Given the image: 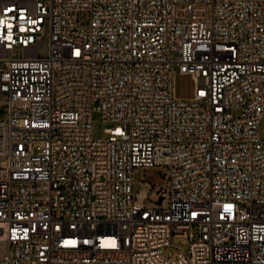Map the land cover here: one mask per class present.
Masks as SVG:
<instances>
[{
    "label": "built area",
    "instance_id": "obj_1",
    "mask_svg": "<svg viewBox=\"0 0 264 264\" xmlns=\"http://www.w3.org/2000/svg\"><path fill=\"white\" fill-rule=\"evenodd\" d=\"M0 106V264H264V0L0 2Z\"/></svg>",
    "mask_w": 264,
    "mask_h": 264
},
{
    "label": "rangeland",
    "instance_id": "obj_2",
    "mask_svg": "<svg viewBox=\"0 0 264 264\" xmlns=\"http://www.w3.org/2000/svg\"><path fill=\"white\" fill-rule=\"evenodd\" d=\"M81 22L83 24H87L88 15H81ZM195 83L192 77L185 75H178L176 78V95L179 98H191L194 92ZM4 115V108L0 106V118ZM109 123L96 122L94 124V137L102 138L105 136L104 129L108 128ZM262 138L264 139V120L262 121L261 126ZM164 169H156V168H145L139 169L136 171V179L143 180L144 182L150 183L155 186L151 198H157V192L161 189L165 184V179L163 178ZM172 253L173 256H176L178 250L176 249H166L165 256H169Z\"/></svg>",
    "mask_w": 264,
    "mask_h": 264
},
{
    "label": "crops",
    "instance_id": "obj_3",
    "mask_svg": "<svg viewBox=\"0 0 264 264\" xmlns=\"http://www.w3.org/2000/svg\"><path fill=\"white\" fill-rule=\"evenodd\" d=\"M4 1H7V0H0V2H4Z\"/></svg>",
    "mask_w": 264,
    "mask_h": 264
}]
</instances>
